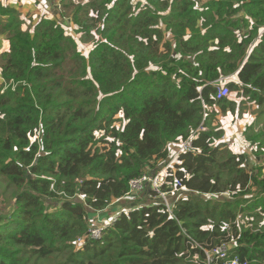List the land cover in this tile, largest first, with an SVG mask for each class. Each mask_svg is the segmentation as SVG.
Returning <instances> with one entry per match:
<instances>
[{
	"label": "trees",
	"instance_id": "trees-1",
	"mask_svg": "<svg viewBox=\"0 0 264 264\" xmlns=\"http://www.w3.org/2000/svg\"><path fill=\"white\" fill-rule=\"evenodd\" d=\"M60 3L28 23L0 5V264H205L202 248L231 243L264 264V132L248 125L251 157L234 153L208 110L232 114L237 101L214 96L236 75L228 90L264 119V0ZM193 132L161 185L170 211L144 187L148 201L77 244L94 212L131 196L130 180L162 169Z\"/></svg>",
	"mask_w": 264,
	"mask_h": 264
},
{
	"label": "crops",
	"instance_id": "crops-1",
	"mask_svg": "<svg viewBox=\"0 0 264 264\" xmlns=\"http://www.w3.org/2000/svg\"><path fill=\"white\" fill-rule=\"evenodd\" d=\"M0 5L7 6L13 9L19 10L21 16L28 21V17H32V21L39 20L41 18H54V15L57 17L58 9L57 7L60 6L62 8L60 0H0ZM68 29V28H67ZM69 30V29H68ZM9 50V41L5 38L4 35H0V52L8 51ZM236 77V75H234ZM232 76L231 78H227V80L237 79ZM0 85H1V77H0ZM231 99V98H230ZM253 105V104H249ZM248 105V106H249ZM214 105L210 108V110H214L217 112L215 116V120L221 129L226 128V135L227 137L223 136L222 139L219 140L221 143H227L229 145V149L234 153H245L248 155L250 152V146L245 141L243 137V126H237L238 122L235 124L230 125L233 122V116L229 113H219L218 107L216 108ZM209 110V109H208ZM215 122V125H217ZM237 132L233 135L231 133ZM223 141V142H222ZM231 142V143H230ZM178 143H173L168 146L169 152H175L177 150ZM254 158L249 159V166H252ZM136 197H132L135 196ZM136 198H142L144 201H148V196L146 193L141 194H134L131 196H125L124 198L114 202L111 204L105 211L97 212L91 215V220L95 221L101 217H110L116 212H122L129 210L133 205L138 206L139 204H134V200ZM90 221V220H89ZM263 223H264V215H263ZM232 245V244H231Z\"/></svg>",
	"mask_w": 264,
	"mask_h": 264
},
{
	"label": "built area",
	"instance_id": "built-area-1",
	"mask_svg": "<svg viewBox=\"0 0 264 264\" xmlns=\"http://www.w3.org/2000/svg\"><path fill=\"white\" fill-rule=\"evenodd\" d=\"M219 82H221V79H219V81L217 82L216 93L214 96L215 99L217 100L223 97L224 98L227 97L230 91L228 90L229 88L226 85L219 84ZM202 124L204 123L202 122ZM205 129L206 127L201 125L197 129L196 132L202 131ZM196 132H193L187 139L178 142L177 150L173 154L174 158H177L179 154H184L188 152L189 150H191L192 141L195 138ZM162 166H163V169L161 172L157 170L154 173L145 174L139 178L131 180L129 183V194H138L141 190H143L144 187L148 185L149 188L161 198L167 210L169 211V208L171 207V205L169 204V201H168L167 192H164L161 190V185L163 183V179L165 180V174H167L168 169H170V162H167ZM163 175H164V178H163ZM156 177L158 178V181L155 180ZM175 183L177 186L182 187L179 181H176ZM119 216L120 215L116 213L110 217H101L95 221L90 219V224L86 232V235L84 237L79 238L77 240L78 242L77 244L81 245L85 242V240L100 239L102 236V233L108 227L112 226L119 219ZM231 244H223V245L215 246L210 249L202 248L205 253V264H211L213 261L218 260V259L222 260L223 264H246L245 262L240 263L239 257H231L229 250L234 247V245L233 244L231 245ZM196 245L201 247L198 244ZM196 257L197 256H194V258Z\"/></svg>",
	"mask_w": 264,
	"mask_h": 264
},
{
	"label": "rangeland",
	"instance_id": "rangeland-1",
	"mask_svg": "<svg viewBox=\"0 0 264 264\" xmlns=\"http://www.w3.org/2000/svg\"><path fill=\"white\" fill-rule=\"evenodd\" d=\"M66 1H68V0H66ZM73 1L76 2V3H81L84 0H73ZM199 1L203 2L204 0H199ZM134 13L136 14L137 11H134ZM28 22H29V18H28V21H26V23H28ZM29 25H31V27H32V24H29ZM263 30H264V28H262L260 30V33ZM236 34H241V32L238 30V31H236ZM76 36H77V38L80 41H82L84 38H86L88 36V34L86 32H83V33H77ZM93 46H94V44H92L91 42H79L80 51L82 53H84V54L87 53V51L89 50L90 47L92 49ZM226 81H227V78H221V82H219V84L226 85ZM71 86H73V85H70L69 87H71ZM225 98H231V99H235L237 101V103L235 104V110L231 114L233 116V120H232L233 122H231L230 125L232 126V124H235V122H238L237 126H243L244 125L242 132H243V137L245 139H246V134L245 133H247V132H245V130L248 128V125L252 126L251 127L252 129L254 127V130H258V131L262 130L264 132V119H262L263 115H262V112H261L262 106H258L255 103L254 104H255L256 107L254 106V104L253 105H249V103L246 101V99H244L240 95L237 97V93H234L232 91H229L228 96L225 97ZM215 107L217 108L219 106L217 105ZM210 111L211 110L209 109V114H211ZM213 112L215 113L214 110H213ZM118 116H119V114L116 115V118H118ZM206 118H207V116H206ZM215 122H216V120L213 121L212 126H216V129H220L221 130V135H220L219 139L220 138L222 139L223 136L227 137L226 128L222 130L221 126H219L217 124V122H216L217 125H215ZM121 124H122V120H116L114 122L115 126H120ZM235 133H237V132L235 131V132L231 133V135H233ZM226 145H227V147H229V145L227 143H226ZM174 153L175 152H173V151L169 152V158H168L167 162H170V169L174 168V163H175V161L177 159V158L173 157ZM248 156L251 157L250 152L248 153ZM178 189H181V188H178ZM9 195H10V190L6 189V187L4 186L3 182L0 180V212L8 210V208H6V206H7L6 202L8 201ZM217 196L218 195H210V194H208V196H206V197H208V198H216Z\"/></svg>",
	"mask_w": 264,
	"mask_h": 264
},
{
	"label": "bare ground",
	"instance_id": "bare-ground-1",
	"mask_svg": "<svg viewBox=\"0 0 264 264\" xmlns=\"http://www.w3.org/2000/svg\"><path fill=\"white\" fill-rule=\"evenodd\" d=\"M201 125L204 126L203 124H201ZM201 125H200V126H201ZM200 126H199V127H200ZM162 169H163V168H162ZM162 169H160L159 172H161ZM163 174H164V173H163ZM165 176H166V174H165ZM163 178H164V175H163ZM132 180H134V179H132ZM155 180L158 181V178L156 177ZM130 181H131V180H130ZM163 181H164V179H163ZM175 185H176V183H175ZM176 186H177V185H176ZM176 188H177V189H176ZM178 188H181V189H182L181 186H177V187L172 188V189H171V192H176V190H178ZM169 204H170V200H169ZM169 211H170V208H169ZM116 213H118L119 215L121 214V212H116ZM231 257H238V256H237L236 254H231ZM239 262L242 263V261H241L240 258H239Z\"/></svg>",
	"mask_w": 264,
	"mask_h": 264
},
{
	"label": "clouds",
	"instance_id": "clouds-1",
	"mask_svg": "<svg viewBox=\"0 0 264 264\" xmlns=\"http://www.w3.org/2000/svg\"><path fill=\"white\" fill-rule=\"evenodd\" d=\"M158 170H159V169H158ZM155 171H157V170H154V172H155ZM146 187H148V188H149V186H148V185H147ZM149 189H150V188H149ZM131 195H134V194H131ZM97 212H98V211L94 212V214H95V213H97Z\"/></svg>",
	"mask_w": 264,
	"mask_h": 264
},
{
	"label": "water",
	"instance_id": "water-1",
	"mask_svg": "<svg viewBox=\"0 0 264 264\" xmlns=\"http://www.w3.org/2000/svg\"><path fill=\"white\" fill-rule=\"evenodd\" d=\"M36 162H37V159H35L34 163H36ZM152 173H154V171ZM28 177H30V175H28ZM76 200H79V199H76Z\"/></svg>",
	"mask_w": 264,
	"mask_h": 264
}]
</instances>
